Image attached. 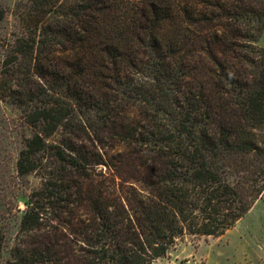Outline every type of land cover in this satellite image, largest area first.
<instances>
[{
	"label": "trees",
	"instance_id": "1",
	"mask_svg": "<svg viewBox=\"0 0 264 264\" xmlns=\"http://www.w3.org/2000/svg\"><path fill=\"white\" fill-rule=\"evenodd\" d=\"M20 7L0 97L33 128L16 166L39 184L4 264H158L264 195L263 0Z\"/></svg>",
	"mask_w": 264,
	"mask_h": 264
},
{
	"label": "rangeland",
	"instance_id": "2",
	"mask_svg": "<svg viewBox=\"0 0 264 264\" xmlns=\"http://www.w3.org/2000/svg\"><path fill=\"white\" fill-rule=\"evenodd\" d=\"M25 2L0 0V70L6 51L21 33L18 12ZM255 44L264 47V15ZM32 133L33 128L25 121L21 109L0 97V231L3 235L0 264L9 256L28 195L39 184L37 176L21 174L16 166L19 151ZM186 261L189 264H264V195L220 236L183 234L158 264H186Z\"/></svg>",
	"mask_w": 264,
	"mask_h": 264
},
{
	"label": "built area",
	"instance_id": "3",
	"mask_svg": "<svg viewBox=\"0 0 264 264\" xmlns=\"http://www.w3.org/2000/svg\"><path fill=\"white\" fill-rule=\"evenodd\" d=\"M186 264H189L188 261L185 262Z\"/></svg>",
	"mask_w": 264,
	"mask_h": 264
},
{
	"label": "crops",
	"instance_id": "4",
	"mask_svg": "<svg viewBox=\"0 0 264 264\" xmlns=\"http://www.w3.org/2000/svg\"><path fill=\"white\" fill-rule=\"evenodd\" d=\"M175 251H177V250H175ZM160 259H161V258H160ZM160 259H158V262H159Z\"/></svg>",
	"mask_w": 264,
	"mask_h": 264
}]
</instances>
